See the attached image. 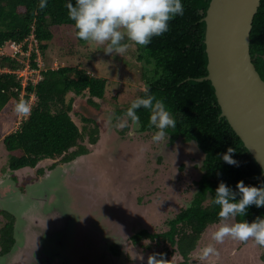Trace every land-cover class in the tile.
<instances>
[{
    "label": "trees",
    "instance_id": "1",
    "mask_svg": "<svg viewBox=\"0 0 264 264\" xmlns=\"http://www.w3.org/2000/svg\"><path fill=\"white\" fill-rule=\"evenodd\" d=\"M39 2L0 0V47L7 42H23L33 35L38 42L39 52L44 54L54 38L53 27L69 26L75 32L66 8L69 2L75 5V0H47V7L43 10L39 9ZM209 2L181 0L184 14L169 22V30L153 37L146 47L138 45L141 53L139 59L152 66V77H142V82L149 86L150 95L163 100L176 121L175 128L166 129L169 142L177 139L194 142L204 156L201 165L203 173L195 183L197 190L194 197L188 206L180 208L175 217L168 221L169 229L162 234H151L143 229L129 238L132 245L146 239L165 242L170 251L161 253L166 260L168 255L176 253L181 258L176 264H189V255L205 229L219 224L220 209L213 200L220 182L233 191H236L235 186L239 181L254 187L264 184V176L261 180L257 179L261 168L226 119L220 116L211 83L207 80L196 81L207 75L203 42L205 23L202 19ZM249 50L251 61L264 81V0L260 1L252 22ZM71 55L73 52L70 51L68 58ZM35 58L33 52V68L36 67L33 62ZM17 66L14 60L0 57V69L13 70ZM41 76L42 79L35 86L28 84L23 88L14 74L0 73V143L7 152L6 170L14 173L27 168L35 169L42 161L58 159V163L37 169L38 177L43 175L45 169L52 170L58 164L88 154V148L83 144L85 139L91 145L98 142L99 130L104 124L96 119L101 112L97 100L104 99L106 88L105 78L91 75L79 66H72L69 60L56 69L41 71ZM22 91L26 93L24 97L21 96ZM30 95L36 99L31 107V115L23 118L19 127L15 128L18 114L14 106L19 100L27 101ZM144 95L142 91L139 97ZM128 107L116 108L112 112L114 120L125 116ZM137 115L141 132L154 129L150 125V110L138 109ZM72 116L81 121V127L73 121ZM229 147L235 150L232 158L239 162V167L230 166L221 159ZM257 217L264 218V207L253 205L247 209V215L237 216L236 221L251 223ZM13 227L14 217L0 209V257L13 246ZM110 251L118 254L115 246ZM261 258L264 261V255Z\"/></svg>",
    "mask_w": 264,
    "mask_h": 264
},
{
    "label": "rangeland",
    "instance_id": "2",
    "mask_svg": "<svg viewBox=\"0 0 264 264\" xmlns=\"http://www.w3.org/2000/svg\"><path fill=\"white\" fill-rule=\"evenodd\" d=\"M52 32L54 38L47 50L44 54L39 52L40 56L38 54L37 63L42 71L56 69L69 60L72 66H79L91 75L106 79L104 99L97 100L101 112L96 119L104 124L99 130L100 138L94 145L86 139L83 141L88 154L75 159L78 167L73 180L66 182L72 190V200L67 198L65 203L68 210L71 204L76 214L71 212L70 216L78 218L69 234L71 239H68L66 249H70V252H62L60 255L64 257H56L52 264H146L148 255L170 251L169 245L149 239L132 245L128 242L129 237L143 229L151 234H162L169 229L168 221L175 217L180 208L188 206L194 197L197 190L195 183L203 173L201 165L204 156L194 142L177 139L170 143L168 140L162 148L160 144L152 142L155 127L151 131L141 132L124 115L114 120L112 112L118 107L123 109L130 106L143 91L142 77H152V66L139 59L141 53L138 45L126 41L129 49L125 55H105L102 47L78 41L72 27L56 26ZM70 51L73 55L68 58ZM7 52L10 53L8 49ZM27 77L34 82L42 79L41 72ZM27 102L33 107L36 99L31 95ZM72 119L79 127L82 126L77 117L72 116ZM121 124L127 126L121 127ZM54 163H58V159L41 162L35 169L10 172L6 170L7 152L0 143V187H15L3 195L0 192V199L27 186L20 191L26 194L27 188H35L45 175L53 171L45 169L43 175L38 177L36 170ZM52 180L53 183L44 189L50 190L52 187V190H60L63 176L59 171ZM49 198L52 200L48 204L55 207L61 205L54 195ZM80 201H84L83 204L80 205ZM52 208L48 206L45 210ZM3 210L7 211V207ZM90 217L92 222L89 224ZM107 224L110 233L106 231ZM218 226L216 224L205 229L197 247L189 255V264H264L261 258L264 247L251 240L241 243L225 239L223 243L214 244L218 258L201 260V249L214 243L210 237ZM113 246L117 247L118 256L110 254ZM140 255H143V260L139 258ZM167 260L176 264L181 258L172 253Z\"/></svg>",
    "mask_w": 264,
    "mask_h": 264
},
{
    "label": "water",
    "instance_id": "3",
    "mask_svg": "<svg viewBox=\"0 0 264 264\" xmlns=\"http://www.w3.org/2000/svg\"><path fill=\"white\" fill-rule=\"evenodd\" d=\"M260 1L210 0L202 19L207 75L196 79L211 83L220 116L226 119L262 170L258 180L264 176V81L251 61L249 45L252 22ZM75 159L56 166L38 182V186L27 188L26 194L17 191L0 199V208L7 207L4 211L15 218V242L6 256L8 262L16 264L31 257L42 248L45 240H60L77 222V216L68 214H75L71 204L68 210L65 203L67 198L72 200V190L66 182L73 180L78 167ZM58 171L63 176L60 190L44 189L53 183V176ZM50 195H54L61 205L48 204ZM48 206L53 208L46 211Z\"/></svg>",
    "mask_w": 264,
    "mask_h": 264
},
{
    "label": "clouds",
    "instance_id": "4",
    "mask_svg": "<svg viewBox=\"0 0 264 264\" xmlns=\"http://www.w3.org/2000/svg\"><path fill=\"white\" fill-rule=\"evenodd\" d=\"M46 7L47 0H40L39 9L43 10ZM66 8L68 18L73 21L77 39L102 47L105 55L118 56H123L128 51L129 43L126 41L146 47L151 43L153 37L161 36L169 30V22L172 19L184 14L181 0H75V5L69 2L66 4ZM8 43L12 42H7L2 46L7 47ZM4 69L8 71L4 72ZM14 70L4 67L0 69V73L14 74ZM149 91V86L144 85L145 95L137 97L131 102L125 116L139 128L140 118L137 115V110L141 108L150 110V125L156 129L151 137L152 142L160 144L163 148L169 140V137L166 136V129L175 128L176 121L171 112L166 109L163 100L158 99L155 95H150ZM14 111L18 117L31 115V107L25 100H19L14 106ZM120 126L126 127L127 125L121 124ZM234 154L235 150L229 147L222 154L221 159L230 166L239 167V162L232 158ZM59 165L62 164L56 166ZM235 188L236 191H233L224 182H220L215 190L213 203L220 209L218 212L219 226L211 233L210 239L214 243H209L201 249V260L218 258L219 253L214 244L223 243L225 239L241 243L251 240L256 245L264 247V218L257 217L251 223L236 221L237 216L247 215V209L250 206L264 207V184L254 187L246 186L243 181H239ZM237 195L239 196L238 200ZM88 219L90 224L91 218ZM10 251L0 257V263L4 261V258H7ZM39 256H42L41 248L37 252H33L31 257H25L19 262L25 261L27 264ZM139 258L144 259L143 255H140ZM146 264H170V261L165 259L163 253H152L148 255Z\"/></svg>",
    "mask_w": 264,
    "mask_h": 264
},
{
    "label": "built area",
    "instance_id": "5",
    "mask_svg": "<svg viewBox=\"0 0 264 264\" xmlns=\"http://www.w3.org/2000/svg\"><path fill=\"white\" fill-rule=\"evenodd\" d=\"M7 49L8 51H10V53L7 52ZM33 52L37 55L36 58L33 60V62L36 65L35 68L31 66V57H32ZM38 54H39L38 44L36 40L33 38V36L25 39L21 43L12 42V43H8L7 47L6 46L0 47V57L10 58L11 60H14L18 64L15 70L17 69L19 70L17 71L14 70L13 73L16 75L17 80H19L23 88H25L28 84L35 86L37 82L39 81L38 80L34 82L32 78L29 79L27 77L29 75L31 76L37 73L40 74V72L42 71L39 68L40 66L37 63ZM7 71H8L7 69H4V72H7ZM24 74H26V77H24ZM22 93L26 94L24 91H22ZM22 96H25V95H22ZM23 118L25 117H21V116L18 117L16 128H18Z\"/></svg>",
    "mask_w": 264,
    "mask_h": 264
},
{
    "label": "flooded vegetation",
    "instance_id": "6",
    "mask_svg": "<svg viewBox=\"0 0 264 264\" xmlns=\"http://www.w3.org/2000/svg\"><path fill=\"white\" fill-rule=\"evenodd\" d=\"M105 135V134H104ZM105 136H102V138H104ZM106 138V137H105ZM104 138V139H105ZM52 165V164H51ZM50 166V165H48ZM45 168V167H43ZM36 177V176H35ZM27 187V186H26ZM25 187V188H26ZM20 188V187H18ZM18 188H16V190H19ZM24 189H20V191H24ZM78 189V187H76ZM15 187H11V185H2L0 187V192L1 194L3 195L5 192L9 191L11 192V190H14ZM81 190H83L81 188ZM78 198V197H77ZM79 199V198H78ZM52 200V199H51ZM50 200V201H51ZM84 201H80L79 204H83ZM71 212H68V214L70 215ZM14 222H15V218H14ZM73 229V225L71 226V228L68 230L67 234L62 236V238L58 241H52V240H45L44 241V244L41 248V253H42V256H39L37 258H35V260H32L30 262H28L27 264H49L51 263L52 264V261L53 259H55L56 257L59 258H63L64 255H60L62 252H70V249H66L67 246V243L68 241L71 239V237H69V234L71 232V230ZM106 231H108V233H110V226L107 224V229ZM138 232V231H137ZM136 233V232H134ZM133 233V234H134ZM132 234V235H133ZM131 235V236H132ZM70 238V239H69ZM130 238V237H129ZM66 239H67V242H66ZM69 239V240H68ZM130 242V240L128 241ZM70 246H71V242H70ZM65 247V248H64ZM110 254L113 255V256H118L117 254L113 253V251H110ZM6 259V260H5ZM4 261L2 262V264H15V263H10L8 262V259L5 258ZM65 260V259H64ZM16 264H26L25 261L23 262H17ZM108 264V263H107Z\"/></svg>",
    "mask_w": 264,
    "mask_h": 264
}]
</instances>
